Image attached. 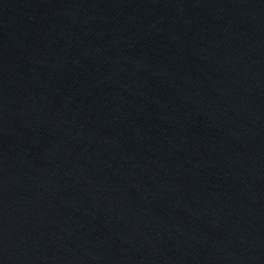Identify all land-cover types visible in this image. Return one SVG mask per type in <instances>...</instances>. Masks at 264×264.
I'll list each match as a JSON object with an SVG mask.
<instances>
[{
    "label": "water",
    "instance_id": "1",
    "mask_svg": "<svg viewBox=\"0 0 264 264\" xmlns=\"http://www.w3.org/2000/svg\"><path fill=\"white\" fill-rule=\"evenodd\" d=\"M0 264H264V0H0Z\"/></svg>",
    "mask_w": 264,
    "mask_h": 264
}]
</instances>
